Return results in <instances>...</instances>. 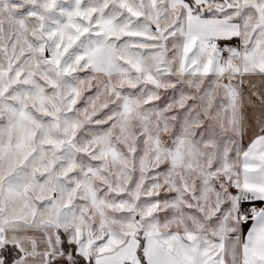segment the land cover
Listing matches in <instances>:
<instances>
[{
	"label": "snow or ice",
	"instance_id": "1",
	"mask_svg": "<svg viewBox=\"0 0 264 264\" xmlns=\"http://www.w3.org/2000/svg\"><path fill=\"white\" fill-rule=\"evenodd\" d=\"M0 264H264V0H0Z\"/></svg>",
	"mask_w": 264,
	"mask_h": 264
}]
</instances>
